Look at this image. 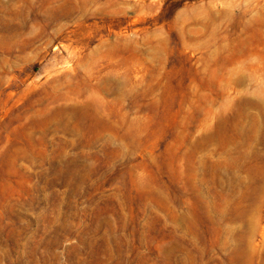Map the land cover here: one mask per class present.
Here are the masks:
<instances>
[{"label": "rangeland", "instance_id": "374dc122", "mask_svg": "<svg viewBox=\"0 0 264 264\" xmlns=\"http://www.w3.org/2000/svg\"><path fill=\"white\" fill-rule=\"evenodd\" d=\"M0 264H264V0H0Z\"/></svg>", "mask_w": 264, "mask_h": 264}]
</instances>
